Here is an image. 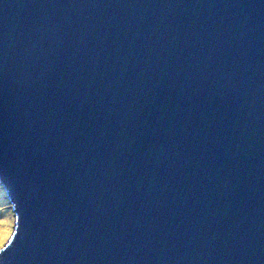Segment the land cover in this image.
Segmentation results:
<instances>
[{"label": "water", "instance_id": "95a60500", "mask_svg": "<svg viewBox=\"0 0 264 264\" xmlns=\"http://www.w3.org/2000/svg\"><path fill=\"white\" fill-rule=\"evenodd\" d=\"M0 264H264V0H0Z\"/></svg>", "mask_w": 264, "mask_h": 264}, {"label": "rangeland", "instance_id": "374dc122", "mask_svg": "<svg viewBox=\"0 0 264 264\" xmlns=\"http://www.w3.org/2000/svg\"><path fill=\"white\" fill-rule=\"evenodd\" d=\"M14 226V213L7 194L0 189V248L7 242Z\"/></svg>", "mask_w": 264, "mask_h": 264}, {"label": "trees", "instance_id": "16d2710c", "mask_svg": "<svg viewBox=\"0 0 264 264\" xmlns=\"http://www.w3.org/2000/svg\"><path fill=\"white\" fill-rule=\"evenodd\" d=\"M0 189L2 190V192L4 193V194H7L6 193V191H5V189L3 188V186L0 184Z\"/></svg>", "mask_w": 264, "mask_h": 264}, {"label": "snow or ice", "instance_id": "6c2138e0", "mask_svg": "<svg viewBox=\"0 0 264 264\" xmlns=\"http://www.w3.org/2000/svg\"><path fill=\"white\" fill-rule=\"evenodd\" d=\"M0 250H2V249H0Z\"/></svg>", "mask_w": 264, "mask_h": 264}]
</instances>
